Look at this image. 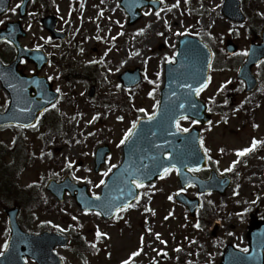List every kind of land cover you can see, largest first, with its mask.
Returning a JSON list of instances; mask_svg holds the SVG:
<instances>
[{"label":"rangeland","instance_id":"rangeland-1","mask_svg":"<svg viewBox=\"0 0 264 264\" xmlns=\"http://www.w3.org/2000/svg\"><path fill=\"white\" fill-rule=\"evenodd\" d=\"M160 1L158 10L147 7L141 20L128 25V15L120 0H46V5L38 7L56 15L57 29L68 34L65 41L52 38L31 8L25 20L26 45L44 46L52 63L42 74L52 77L54 89L61 91L56 106L47 114L48 118L58 117L54 123L44 120L35 129H16L29 150L41 157L32 160L17 179L24 187L34 184L33 194L40 192V200L26 202V198L19 197L5 201L6 207H21L20 222L23 227L26 222L30 225L26 230L57 231L72 237L69 246L56 248L65 264H121L136 251L140 255L133 257L130 264H221L228 243L239 249L248 247L250 215L264 216V82L255 91L246 93L244 84L237 78L241 63L235 69L222 59L210 71L208 87L199 94L213 117L211 125L200 128L203 147L209 150L207 155L212 158L214 169L220 176H231L233 183L224 196L199 195L195 185L184 191L189 197L199 198L204 213L209 212L213 221L208 219L201 228L195 227L198 217L192 218L187 207L175 199L181 188L175 170L140 187L141 194L134 206L120 211L111 220L95 212L82 211L69 194L59 201L45 189L49 179L61 181L68 175L74 182L87 185L91 195L101 192L100 180H106L122 161L120 141L125 132L141 117L140 113L149 116L156 112L154 105L159 102L167 58L175 57L181 37L197 36L220 51L225 49L227 40H232L239 46L238 53L248 49L251 42L260 41V36L248 31L251 24L248 18L238 24L223 14L225 0ZM245 2L247 12H252L253 3L260 15L264 13V0ZM262 17L255 18L258 28L264 26ZM140 29L144 31L141 33ZM240 56L243 57H232ZM101 63L107 68L103 70ZM33 67L27 63L28 70ZM136 68L142 73V82L133 88H124L119 77L124 71ZM254 72L259 75V66ZM144 73L152 79L160 73L159 86L152 82L145 84ZM63 74L68 76L63 79L60 77ZM92 86H96L94 98L89 96ZM149 92L153 95L149 96ZM256 100L259 104L250 120L243 107ZM121 116L123 120L118 119ZM180 124L189 130L198 125L191 118L181 119ZM17 132L10 128L0 130V166L3 156L11 161L3 150L18 143ZM253 139L260 141L256 148L238 156L237 150L250 147ZM104 144L110 146L111 153L96 172L95 151ZM233 161L239 163L233 171L226 172ZM69 163L71 167L67 166ZM105 171L107 176L103 175ZM204 175L208 174L204 172ZM44 177L46 182L42 180ZM7 229L6 209L0 205V252L8 240ZM97 230L107 235L98 238Z\"/></svg>","mask_w":264,"mask_h":264},{"label":"water","instance_id":"water-1","mask_svg":"<svg viewBox=\"0 0 264 264\" xmlns=\"http://www.w3.org/2000/svg\"><path fill=\"white\" fill-rule=\"evenodd\" d=\"M29 2L30 0H24L22 7L25 9ZM8 4L9 0H0V13L7 8ZM121 5L130 17L129 24H134L141 19L142 9L145 6L152 5L155 9H158L159 1L122 0ZM224 13L233 20H244L239 0H227ZM43 22L55 36H58V33L54 31V17L45 18ZM17 45L19 53L16 62L21 57H26L36 63L37 71L48 63V58L42 50L19 48V44ZM205 45L196 38L184 37L181 40L176 55L177 62L175 64L170 63L167 66L166 82L162 89L158 114L153 120L147 118L139 121L138 134L127 141L124 146L125 160L123 164L113 173L103 187L102 201H96L95 197L88 196L86 187L70 184L68 179L61 184L51 181L48 188L60 200L64 198L66 191L69 190L85 210L91 208V210L98 211L94 207L95 204H107L109 202L122 207L134 200L138 193L136 186L130 184V180L151 169L158 174L143 178L142 182L153 181L163 174L157 164L168 165L169 160L165 157V154L172 153V163L182 161V163H177V167L181 169L179 177L183 186L188 185V179H190L192 183L199 186L201 192L219 191L221 194H225L226 189L231 184L229 177L218 178L213 173L210 180L202 181L200 178L193 176L183 166L188 164L189 167L195 165L202 168L206 165V156L200 146V131L194 128L191 132L178 133L175 128V120L179 119L182 113L197 118L202 124L210 121V117L205 114L207 106L197 98L194 91L181 87L182 84L188 83L192 84L193 89H195L198 82H203L208 77L209 67L207 65L211 61L212 55L208 46L205 47ZM227 49L230 53H234L238 48L229 43ZM261 53H264V34L262 44L251 46L248 60L239 73V78L245 80L248 91L253 90L257 85V79L252 73V66L257 64L258 60L264 58ZM132 76L133 79L126 80ZM0 77L4 79V86L9 89L12 97L9 109L5 113H0V126L34 124L44 109L52 105L57 99L58 95L51 90V84L38 75L29 77L16 74L13 70H10V72L2 74ZM123 80H125L124 83L127 86L136 84L140 80L138 70L136 72H126L123 75ZM10 84L14 87H9ZM189 102L196 105V107L190 108ZM181 103L185 104L184 109L178 107ZM24 108H28L30 111H21ZM153 132L156 133L155 136L152 135ZM165 140L167 143H164ZM156 145L161 147L157 148ZM108 151L107 147L98 150L96 156L97 170L104 162V157ZM151 157H156L157 162L154 163ZM142 165H147L148 168H143ZM129 188H131L133 195H129ZM178 198L188 204L191 213L194 214L198 206L197 201L191 200L183 194L178 195ZM115 206L105 207L99 209V211L104 217L111 218L117 210ZM18 212L19 210L16 208L8 212L12 234L8 249L5 250L3 256H0V264H27L26 258L28 257L34 259L38 264H63L62 259L55 252V247L67 245L70 238L48 231L41 234L25 232L18 223ZM248 236L250 250L244 253L229 245L222 264H264V220L253 222Z\"/></svg>","mask_w":264,"mask_h":264},{"label":"snow or ice","instance_id":"snow-or-ice-1","mask_svg":"<svg viewBox=\"0 0 264 264\" xmlns=\"http://www.w3.org/2000/svg\"><path fill=\"white\" fill-rule=\"evenodd\" d=\"M22 3H23V0H21V4H22ZM21 4H17V6H16L15 8H12L11 11H12V12H15V11L17 10V8H19V7L21 6ZM146 14H148V13H146ZM156 15L159 16V12H157ZM262 15H264V13H262ZM3 23H4V21L0 20V24H3ZM29 27H30V26H29ZM139 31L142 33V32L144 31V29H140ZM160 35H163V34L160 33ZM4 39L7 40V43H9V44L12 43V40H11V39H8L7 37H5ZM205 47H207V45H205ZM81 51H83V49H81ZM233 54H234V55H243V56L247 57V56L250 55V51H249L248 49H244V50H242L240 53H233ZM252 54L254 55L255 53L253 52ZM261 54L264 55V53H261ZM213 55H214V54H213ZM173 59H174V57H168V58H167V60H168L169 63H171ZM92 62H93V61H90V63H92ZM258 64H264V60H258ZM207 66H208L209 68L212 67V65H211L210 62L208 63ZM157 75L159 76L160 73H157ZM48 79H52V77H48ZM144 79H148L147 75H145ZM210 81H211V77L209 76V77H207L206 79H204L203 82H198V86H197L195 89H193V85H192V84H188V83L182 84L181 87H182V88H185V89H188L189 91H194L195 94L198 96V95L200 94V92H202L205 88L208 87ZM150 82L155 83V81H150ZM226 83H230V81H228V82H226ZM9 87H14V85H11V84H10ZM118 87H119V85H118ZM223 88H224V85L221 86V90H223ZM60 91H61L60 88H57V89H56V92H57V93H59ZM152 95H153V92H149V96H152ZM173 95H175V93H173ZM224 103L227 104V103H228V100L225 99ZM52 106L55 107L56 105L53 104ZM154 107H156L157 109H159V102H157V104L154 105ZM178 107H179L180 109H184V108H185V104L181 103V104H179ZM189 107H190V108H195L196 105L191 104V102H189ZM21 111H23V112H29L30 109H28V108H24V109H21ZM44 111L47 112L48 109L45 108ZM140 111H141V112H144L145 109H140ZM209 111H211V109H209ZM157 114H158L157 112H153L151 115L148 116V120H153V119H155L156 116H157ZM189 118H190L189 115H186V114H183V113H182V114L180 115L179 119H176V120H175V128H176V132H178V133H187V132H189V129H188V128L182 127L181 124H180V119L187 120V119H189ZM118 119L123 120V117H122V116H121V117H118ZM191 122H192L193 124H197V123H199V120H198L197 118H192V119H191ZM37 123H39V121H37ZM209 124L211 125V121H209ZM138 125H139V121H133V122H132V127L129 128L127 132H125L123 139H121V141H120V144H121V145L125 144L127 141H129L130 139H132L134 136H136V135L138 134ZM27 126H28V127H34L35 125L29 124V125H27ZM172 134H174V133H172ZM152 135L155 136L156 133L153 132ZM164 143H167V141L165 140ZM259 143H260V141H257V140H255V139H253V142H252L251 146H250V147H247V148H244V149L237 150V155H238V156H244L245 154L250 153L251 151H253V150L256 148L257 144H259ZM203 145H204V141H203V139L201 138V139H200V146L203 147ZM156 147L159 148V147H161V146H160V145H156ZM208 151H209V150H208L207 148L204 149V153H205V155H207V152H208ZM221 151H223V149H221ZM166 155H167L168 160H169L168 165L157 164V167H159V168L162 170V172H163V176H161V178H164V176L169 175L173 170H175L177 174H180L181 169H180L179 167H177V163H182V161H177V163H172V162H171V161H172V153H166ZM207 158H208V159H211V157H207ZM151 159L153 160L154 163L157 162V158H156V157H151ZM217 163H218V162H217ZM237 163H239V161H233V165H232V167H229V168L225 169V171H226V172H231V171H233V169H234V167H235V165H236ZM67 166H68V167H71V163H69ZM183 166H184L185 168H187V170H188L189 172H198V171L201 170L199 167H197V166H195V165L189 167L188 164H184ZM112 167H115V166L113 165ZM142 167H143V168H148L147 165H142ZM110 170H111V168H109L108 171H110ZM108 171H105V172L103 173V175H104V176H107V175H108ZM153 174H158V173H154L153 170L149 169L148 172L141 174V176H138V177L135 178V179H131V180H130V184H134L136 187H144V184H143V182H142L143 178H148V177H150V176L153 175ZM75 179L79 180V179H81V177H75ZM186 179H187V178H186ZM89 182H90V181H89ZM100 184H101V185H105V184H106L105 180L101 179V180H100ZM98 186H99V185H97V187H98ZM188 186H189V187L193 186V185H192V182H191L190 179H188ZM186 190H187L186 187H182V188L179 189V192H184V191H186ZM129 195H133V193H132V191H131V188H129ZM199 195H203V192L199 193ZM93 196L95 197V200H96V201H102V199H103V198H102L99 194H97V193H93ZM169 199L171 200L172 197L170 196ZM209 203H211V201H209ZM113 206H115V205H113L111 202H109V203H107V204H105V203H101V204H95V205H94V207H96V208L98 209V211H97V213H96L97 215L101 214V212L99 211V209H102V208H105V207L110 208V207H113ZM133 206H134L133 204L128 203V204H126V205H124V206H122V207H121V206H115V207H116L117 211L119 212V211H126L128 208H131V207H133ZM86 211H91V208H87ZM246 211H247V210H246ZM108 214H110V213H108ZM117 218H119V217H117ZM49 223H50V222H49ZM57 227H59V226H57ZM195 227L199 229V228L202 227V225L198 222V223L195 225ZM106 235H107V233H101L99 230H97V237H98V238H99L100 236H106ZM157 238L159 239V234H157ZM141 241L143 242V237H141ZM93 246H95V245H93ZM3 247H4V249H8V247H9L8 243L5 242V244L3 245ZM141 251H142V250H141ZM243 251H244V252H247L248 249L245 248V249H243ZM3 255H4V252H0V256H3ZM138 255H140V251L132 252L131 255L129 256V258L123 260V261L121 262V264H130V261L132 260V258H133V257H136V256H138ZM22 258H23V256H22Z\"/></svg>","mask_w":264,"mask_h":264},{"label":"flooded vegetation","instance_id":"flooded-vegetation-1","mask_svg":"<svg viewBox=\"0 0 264 264\" xmlns=\"http://www.w3.org/2000/svg\"><path fill=\"white\" fill-rule=\"evenodd\" d=\"M14 1H12V3L10 5L9 9L7 10V12H5L3 15L0 16V20L4 21L3 24H0V29L5 28L6 24H8L9 22L16 21V20H20L22 22L23 27H25L26 17H22V18L20 17V9L17 8V10L15 12L11 11V9L15 8L17 6V4H20V0H17L18 3H15ZM25 39H22V43L24 45H26ZM15 58H16V50L13 47V45L7 43V41L0 42V60L3 63L7 64V63L12 62ZM20 69L22 71H24V72H27V73L32 72V69L28 70L27 62L25 60H22V62L20 63ZM0 96L1 97L3 96L1 90H0Z\"/></svg>","mask_w":264,"mask_h":264},{"label":"trees","instance_id":"trees-1","mask_svg":"<svg viewBox=\"0 0 264 264\" xmlns=\"http://www.w3.org/2000/svg\"><path fill=\"white\" fill-rule=\"evenodd\" d=\"M27 148H28V146H26V144L24 143L22 152L20 150L15 149L14 147L11 149H6L7 153H11L15 157H17L18 155H20V156L24 155L21 163L24 160L25 161L23 162V164L21 166L19 165L21 163H19L18 160H16V163L14 162L13 164H10V165L2 163L4 165H1V168H0V192L1 193L2 192L3 193L8 192V193L12 194L13 193L12 191H16L12 185L14 183V181L12 180V173L19 170V168H17V167H20V168L26 167V164L28 163V159L30 158L29 149H27ZM32 190H33V187H30L28 189H24L23 191H25L24 192L25 194L29 195V194H31Z\"/></svg>","mask_w":264,"mask_h":264},{"label":"bare ground","instance_id":"bare-ground-1","mask_svg":"<svg viewBox=\"0 0 264 264\" xmlns=\"http://www.w3.org/2000/svg\"><path fill=\"white\" fill-rule=\"evenodd\" d=\"M115 62H116V60H115Z\"/></svg>","mask_w":264,"mask_h":264}]
</instances>
